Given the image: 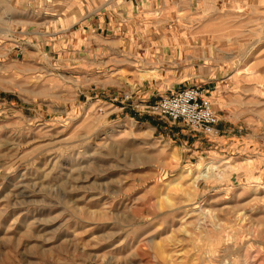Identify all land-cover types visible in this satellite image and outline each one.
<instances>
[{
    "label": "rangeland",
    "instance_id": "rangeland-1",
    "mask_svg": "<svg viewBox=\"0 0 264 264\" xmlns=\"http://www.w3.org/2000/svg\"><path fill=\"white\" fill-rule=\"evenodd\" d=\"M228 1L168 15L219 71L209 139L77 60L124 0H0V264H264V8Z\"/></svg>",
    "mask_w": 264,
    "mask_h": 264
},
{
    "label": "crops",
    "instance_id": "crops-1",
    "mask_svg": "<svg viewBox=\"0 0 264 264\" xmlns=\"http://www.w3.org/2000/svg\"><path fill=\"white\" fill-rule=\"evenodd\" d=\"M176 1L124 0L119 7V14L103 16L102 19L89 23V28L85 26L83 32H79L80 38L87 42L86 46L80 45L79 48L85 47L88 55L77 60H84L96 68L100 66L103 70L109 68V87L114 93L124 92L131 95V111L136 113H132L135 117L143 114V107L164 96L185 88L196 87L201 90L198 86V75L206 78L208 86L202 92L213 110L216 107L214 100L222 93L220 76L217 75L219 71H200L197 65L200 52L195 46L197 42L190 39L188 33L180 30L183 26L178 21H170L171 15L175 16L183 9L180 0ZM228 2L236 6H244L245 2H249L257 9L264 8V0ZM162 4L166 8L169 5L166 10L167 17L164 19L158 18L159 6ZM173 4L175 7H170ZM185 13L187 18L188 11ZM185 18L182 19L186 20ZM172 28L177 31H172ZM107 33L111 37L106 47L110 55L108 59H100L99 57L105 56V44L102 40ZM77 54L80 55V52ZM209 59L213 60V57ZM73 60L76 61L75 58ZM107 89L108 86H101L98 90Z\"/></svg>",
    "mask_w": 264,
    "mask_h": 264
},
{
    "label": "built area",
    "instance_id": "built-area-1",
    "mask_svg": "<svg viewBox=\"0 0 264 264\" xmlns=\"http://www.w3.org/2000/svg\"><path fill=\"white\" fill-rule=\"evenodd\" d=\"M125 99L130 100L131 97L127 96ZM144 108L151 115L180 123L206 138L214 139L220 135L219 118L199 88L182 89Z\"/></svg>",
    "mask_w": 264,
    "mask_h": 264
},
{
    "label": "bare ground",
    "instance_id": "bare-ground-1",
    "mask_svg": "<svg viewBox=\"0 0 264 264\" xmlns=\"http://www.w3.org/2000/svg\"><path fill=\"white\" fill-rule=\"evenodd\" d=\"M263 85V84H262ZM262 87H264V85L262 86ZM262 87H260V88H262ZM199 166V165H198ZM213 167H215V166H213ZM231 167H232V165H231ZM215 168H217V167H215ZM230 169V168H229ZM232 169H234V168H232ZM201 176H199L198 178H197V180H200V179H206V178H208V172H206V174H200Z\"/></svg>",
    "mask_w": 264,
    "mask_h": 264
}]
</instances>
